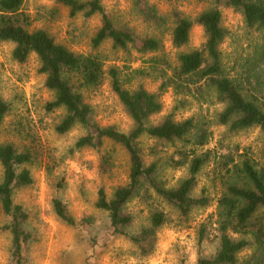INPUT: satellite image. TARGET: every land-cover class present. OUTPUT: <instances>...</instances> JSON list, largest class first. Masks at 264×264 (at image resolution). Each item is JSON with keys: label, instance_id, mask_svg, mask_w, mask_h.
<instances>
[{"label": "rangeland", "instance_id": "rangeland-1", "mask_svg": "<svg viewBox=\"0 0 264 264\" xmlns=\"http://www.w3.org/2000/svg\"><path fill=\"white\" fill-rule=\"evenodd\" d=\"M106 13L115 26L132 30L138 40L154 38L160 48L154 52H140L129 46L127 50L113 49L109 41L96 50L91 49L90 40L100 26L98 16L84 18L81 15L69 17L67 10L52 0H23L21 10L31 21L28 29H43L57 43L77 54L98 53L104 68L115 66L122 72L144 69L150 75L135 76L123 81L124 88L142 86L148 92L159 93L162 102L160 114L152 117L158 122L164 115L172 113L174 119L192 117L210 133L208 142L195 149L188 141L163 144L160 155L170 157L176 150L194 148L197 154L211 152V159L196 175L194 194L203 190L211 202L205 208L194 209L187 219L154 194L148 199L133 198L125 207L131 214V230L136 231L148 224L153 211L164 212L169 221L158 229L156 247L152 255L141 257L136 247L124 237L111 235L108 218L96 209L94 202L99 188L109 196L113 189L127 182L128 158L117 144L105 140L100 153L84 148L72 150L73 144L84 132L75 126L69 132L59 135L55 126L64 116L58 108L47 111L45 105L53 94L44 87V75L39 73V61L31 54L23 63L12 58L13 44L0 42V97L10 109L0 127V142L11 143L16 148L28 147L36 157L27 165L33 184L16 190L13 201L28 214L27 227L34 239L25 247L26 264H195L198 253L209 255L217 246L216 235L218 203L224 188V172H219L217 161L221 156L231 155L235 162L249 158L257 166H264V134L258 127H251L236 133H229L225 126L216 123L215 115L222 106L214 96L184 95L168 87L159 90L162 78L157 70H151L154 58L167 61V76L177 65V55L193 49H200L205 41L203 30L194 25L185 46L175 47L171 42L174 26L173 12L193 18L211 6L197 0H102ZM153 8L163 22L156 24L146 20L141 10ZM222 26L227 35L220 45L221 59L230 76L247 77L249 82L264 81V32L248 30L242 16L230 8H221ZM165 68L158 64L156 68ZM123 79V75H121ZM256 88V87H255ZM82 96L94 109V118L100 125L114 124L121 131H127L132 122L111 92L108 80L95 90H82ZM145 161L147 148L153 140L142 139ZM102 155L108 157L103 164ZM2 169L0 167V178ZM187 173L186 167L163 168L159 177L167 187L174 186ZM60 199L75 220L92 217L90 229L70 227L56 218L52 200ZM9 218L0 209V264L9 263L10 235L4 225ZM205 229V238L199 243V230ZM259 253L247 248L239 254V263L247 264Z\"/></svg>", "mask_w": 264, "mask_h": 264}, {"label": "trees", "instance_id": "trees-1", "mask_svg": "<svg viewBox=\"0 0 264 264\" xmlns=\"http://www.w3.org/2000/svg\"><path fill=\"white\" fill-rule=\"evenodd\" d=\"M64 7L69 17L81 15L84 18L98 16L100 26L90 40L92 50L109 41L113 49L127 50L129 46L140 52H154L160 43L154 38L138 40L132 30L117 27L106 13L102 0H52ZM170 1V0H165ZM211 6L193 18L173 12L174 26L171 31L172 45L179 48L189 40L194 25L203 30L205 41L200 49L180 52L177 65L167 76L166 60L154 58L150 69L157 70L162 78L159 90L171 87L176 93L204 99L214 96L222 108L215 115L216 123L225 126L229 133H236L251 127H258L264 134V81L260 84L249 82L242 76H230L222 63L220 45L227 32L222 26L221 8H230L242 16L248 30L264 32V0H197ZM23 0H0V42L13 44L12 58L25 62L31 54L39 61V73L44 75V87L53 97L46 105L47 111L58 108L64 116L55 126L59 135L66 134L75 126L84 132L76 139L72 150L90 148L102 151L105 140L119 145L128 158L127 182L113 189L108 196L103 188L96 194L94 206L108 218L111 235L124 237L133 244L139 256L148 257L156 247L159 228L168 223L162 211L151 212L146 226L131 230L133 218L125 210L133 198L148 199L151 194L171 206L183 219L194 209L207 207L211 199L202 190L195 195L196 175L211 159V152L197 154L195 149L208 142L210 133L194 118L176 120L172 113L164 115L158 122L150 119L162 111L159 93H151L138 86L124 88L123 81L135 76L150 75L144 69H135L122 74L115 66L104 68L98 53L77 54L43 29L30 31L29 16L21 10ZM146 20L156 24L163 19L153 8L141 10ZM264 57V53L260 54ZM165 68H156L158 64ZM123 75V79L121 78ZM107 79L111 92L116 96L132 126L125 132L114 124L100 125L94 118L93 107L85 102L82 90H95ZM256 87V88H255ZM10 106L0 97V127ZM153 140L147 148L149 162L145 161L142 139ZM191 143L194 148L178 149L175 155L161 156L159 147L175 142ZM36 155L28 147L16 148L11 143L0 142V209L9 218L4 230L10 235L9 263L26 264L25 247L33 241L34 235L27 227L28 214L23 207L14 203L16 190L33 184L27 165L33 163ZM108 157L102 155L103 164ZM219 172L223 171V192L218 198L217 246L213 253H198L195 264H240L239 254L247 248L259 253L247 264H264V166H257L251 159L235 162L231 155L221 156L216 162ZM186 167V175L174 186L167 187L159 175L163 168ZM53 212L61 222L70 227L90 229L92 217L75 220L66 205L58 198L52 200ZM205 238V229L199 230V243Z\"/></svg>", "mask_w": 264, "mask_h": 264}]
</instances>
